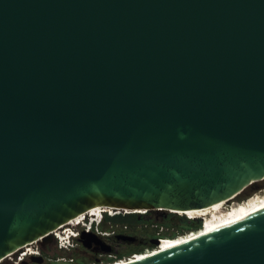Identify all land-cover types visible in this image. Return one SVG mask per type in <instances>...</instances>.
<instances>
[{"label": "water", "instance_id": "95a60500", "mask_svg": "<svg viewBox=\"0 0 264 264\" xmlns=\"http://www.w3.org/2000/svg\"><path fill=\"white\" fill-rule=\"evenodd\" d=\"M262 179L264 0H0V261ZM130 264H264V209Z\"/></svg>", "mask_w": 264, "mask_h": 264}, {"label": "flooded vegetation", "instance_id": "af4514ba", "mask_svg": "<svg viewBox=\"0 0 264 264\" xmlns=\"http://www.w3.org/2000/svg\"><path fill=\"white\" fill-rule=\"evenodd\" d=\"M88 223L89 221L86 220L83 224L72 225L71 230H78L80 234L77 237H74L71 232L64 234L65 241L68 236L72 235L70 241L65 245L53 233L51 238L32 244V249L39 251L38 254H30L19 263L5 261L3 264H96L114 262L135 252H145L146 249L155 246L153 240L158 239L160 235V231L156 230L154 224L151 229L148 226L142 227L144 233L136 235L132 233L134 228L128 223L120 224L113 222L111 219H104L101 227L103 230L109 231V234L103 235L97 231L95 226L90 225L87 227L86 224ZM64 228H61L62 232H64ZM124 236H132V238H125Z\"/></svg>", "mask_w": 264, "mask_h": 264}, {"label": "bare ground", "instance_id": "6f19581e", "mask_svg": "<svg viewBox=\"0 0 264 264\" xmlns=\"http://www.w3.org/2000/svg\"><path fill=\"white\" fill-rule=\"evenodd\" d=\"M264 180V179H262ZM261 181V180H259ZM239 195V194H238ZM237 195V196H238ZM236 197L228 200L222 201L204 211H177L176 213H182L183 215L189 218H201L202 226L200 228L192 229L190 231H186V233H181L175 237H164L159 241V245L153 249H149L145 252H137V255L130 256V258L126 257L117 259L110 264H130L136 260L145 258L150 256L156 252L161 250H167L169 248H173L200 236H203L209 232H212L216 229L222 228L224 226L230 225L232 223H236L243 218L250 216L262 209H264V185L260 186L256 191H254L251 195L247 196L242 200L235 199ZM113 212V209L103 208L102 206H96L89 210L90 213L100 215L103 211ZM101 211V212H100ZM146 210H138L135 212H145ZM86 216V214H81L75 219L69 221L67 224L61 226L59 229H56L54 234H61L62 240L64 241V234L71 232V226L76 225L81 222ZM64 228V232L61 231V228ZM183 232V231H182ZM63 243V242H62ZM125 259V260H122Z\"/></svg>", "mask_w": 264, "mask_h": 264}, {"label": "rangeland", "instance_id": "374dc122", "mask_svg": "<svg viewBox=\"0 0 264 264\" xmlns=\"http://www.w3.org/2000/svg\"><path fill=\"white\" fill-rule=\"evenodd\" d=\"M264 185V180L258 181L255 183V185L250 186L246 192L253 191L255 188L257 189L260 186ZM242 192L238 196H236L235 199L242 200L246 198L247 196H243ZM243 197V198H241ZM122 216H125L121 214ZM110 215H104V219L109 218ZM174 216H172V212L169 210H149L146 213H134L130 216H128V223L133 229V234L139 235L141 233H144V230L141 229L142 227L148 226V228H153V224L155 225L156 230L161 231L163 230L164 233H162V237H173L175 233L184 231L183 229L186 228V224L181 222L180 220L173 219ZM92 220L91 216H87V221ZM115 220V219H114ZM112 220L113 222H118L120 224L124 223L125 221L122 220ZM202 220V219H201ZM98 220H95V223L93 226L97 225ZM83 224V223H81ZM183 228V229H182ZM148 229V230H150ZM192 230V229H190ZM188 230V231H190ZM70 241V240H69ZM67 241L66 244L69 242ZM65 242V241H64ZM156 246L151 247L150 249L155 248ZM143 252V251H142Z\"/></svg>", "mask_w": 264, "mask_h": 264}, {"label": "built area", "instance_id": "2783aa9c", "mask_svg": "<svg viewBox=\"0 0 264 264\" xmlns=\"http://www.w3.org/2000/svg\"><path fill=\"white\" fill-rule=\"evenodd\" d=\"M148 210H146L145 212H135V211H127V210H113V212H110V210L109 211H103V213H101L100 215H98V214H92V213H90L89 211L88 212H86L85 214L86 215H89V216H91L92 217V220H90L89 221V223L88 224H86L87 225V227H89L90 225H93L92 224V222H95V220H100V222L98 223V221H97V225H95V228L97 229V231L99 232V233H101V234H103V235H107V234H109V231H107V230H103L102 229V227H101V225H102V222L104 221V215H105V213H107L108 215H110V216H116V215H119V214H123V215H126V214H130V213H146ZM101 212V211H100ZM87 220V216L81 221V222H79V223H77L76 225H80L81 223H84V221H86ZM67 224V223H66ZM63 226V225H62ZM60 228V227H59ZM59 228H57V229H59ZM56 230V229H55ZM54 230V231H55ZM53 231V232H54ZM71 233H72V235L73 236H75V237H77V236H79V234H80V232L78 231V230H71ZM162 233H164L163 232V230H161L160 232H159V239L161 240L162 238H164V237H162L161 235H162ZM184 233H186V231L184 232ZM179 234H181V232H177L176 233V235L175 236H178ZM56 236H58V239H59V241L62 243V237H61V234H56ZM175 236H173V237H175ZM38 240H36V241H32V242H30V243H27V244H25V245H23V246H21V247H19V248H17L15 251H13V252H11V253H9L4 259H2L0 262H5V261H12L13 263H19L23 258H25L26 256H28V255H30V254H38L39 253V251H37V250H33L32 249V244H34L35 242H37ZM148 249H150V248H148ZM148 249H146V250H148ZM145 250V251H146ZM18 252H20L19 253V255L18 256H16V254L18 253ZM135 255H137V252H135V253H133V254H131L130 256H135ZM130 256H128V257H130ZM124 258H126V257H124ZM111 262H100V263H96V264H110Z\"/></svg>", "mask_w": 264, "mask_h": 264}, {"label": "trees", "instance_id": "16d2710c", "mask_svg": "<svg viewBox=\"0 0 264 264\" xmlns=\"http://www.w3.org/2000/svg\"><path fill=\"white\" fill-rule=\"evenodd\" d=\"M255 189L253 191H250V192H246L247 190H245L244 193H243V196L251 195L255 191ZM132 214H134V213L126 214L125 216H122L121 214L116 215V216H109V218H106V220H109V219H111V220H114V219L115 220H122V221H125L124 223H126L128 221V219H127L128 216H130ZM172 216H174L173 219L180 220L181 222L186 224V228H188V229H183L182 228L184 230L182 233H184L185 231H188L190 229L200 228L202 226L201 225L202 224L201 218H189V217H187L185 215H180V214L175 213V212H172ZM175 235H176V233H175Z\"/></svg>", "mask_w": 264, "mask_h": 264}, {"label": "clouds", "instance_id": "9594fccd", "mask_svg": "<svg viewBox=\"0 0 264 264\" xmlns=\"http://www.w3.org/2000/svg\"><path fill=\"white\" fill-rule=\"evenodd\" d=\"M99 222H100V220L98 221V223H99ZM94 223H95V222H92L93 225H94ZM71 236H72V235H71ZM71 236H68V237H67V240H66V241L64 240L65 242L62 240L63 245H65L66 242L70 240V237H71ZM74 237H75V236H74Z\"/></svg>", "mask_w": 264, "mask_h": 264}]
</instances>
